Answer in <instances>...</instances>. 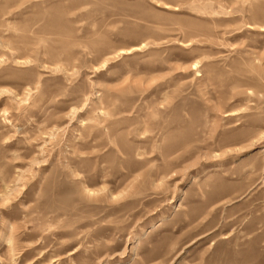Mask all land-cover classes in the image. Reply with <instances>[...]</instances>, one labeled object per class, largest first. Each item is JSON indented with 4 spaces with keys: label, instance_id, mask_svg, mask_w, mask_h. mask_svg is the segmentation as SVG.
I'll list each match as a JSON object with an SVG mask.
<instances>
[{
    "label": "rangeland",
    "instance_id": "1",
    "mask_svg": "<svg viewBox=\"0 0 264 264\" xmlns=\"http://www.w3.org/2000/svg\"><path fill=\"white\" fill-rule=\"evenodd\" d=\"M0 264H264V0H0Z\"/></svg>",
    "mask_w": 264,
    "mask_h": 264
},
{
    "label": "bare ground",
    "instance_id": "2",
    "mask_svg": "<svg viewBox=\"0 0 264 264\" xmlns=\"http://www.w3.org/2000/svg\"><path fill=\"white\" fill-rule=\"evenodd\" d=\"M196 65V64H195Z\"/></svg>",
    "mask_w": 264,
    "mask_h": 264
}]
</instances>
